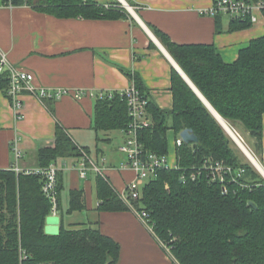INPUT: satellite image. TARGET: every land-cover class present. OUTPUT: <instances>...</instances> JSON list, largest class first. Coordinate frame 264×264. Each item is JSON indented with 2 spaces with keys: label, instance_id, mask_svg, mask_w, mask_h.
<instances>
[{
  "label": "trees",
  "instance_id": "16d2710c",
  "mask_svg": "<svg viewBox=\"0 0 264 264\" xmlns=\"http://www.w3.org/2000/svg\"><path fill=\"white\" fill-rule=\"evenodd\" d=\"M3 1L64 18L129 16L117 0L111 5L93 0ZM248 26V19L229 21L230 31ZM151 30L226 123L233 129L243 128L255 139L252 150L257 156L262 147L264 114V34L249 40L235 60L226 62L213 44L174 43L156 28ZM125 72L144 93L139 78ZM7 86V74L0 73V90L5 92ZM171 92V109L148 101L151 124L139 131V139L158 155L168 153L169 130L175 139L182 129L191 128L198 140L174 145L179 169H160L144 183L140 198L131 200L132 205L148 213L158 241L169 247L173 264H264V178L243 160L232 138L173 67ZM95 102L96 131L127 128V104L119 94L96 98ZM79 153L78 146L57 125L55 146L40 148L37 161L39 166H47L62 158H76ZM219 161L232 167V174H226L223 183L212 181L206 170L195 179L190 177L194 168ZM182 174L185 179H181ZM41 185L42 177L37 174L0 169V264H116L120 245L97 224L65 228L60 221L56 234L45 231L51 202ZM95 189L98 211L130 209L106 178L96 175ZM84 205L81 190L68 193V213ZM22 251L24 258H20Z\"/></svg>",
  "mask_w": 264,
  "mask_h": 264
},
{
  "label": "crops",
  "instance_id": "0c3cea01",
  "mask_svg": "<svg viewBox=\"0 0 264 264\" xmlns=\"http://www.w3.org/2000/svg\"><path fill=\"white\" fill-rule=\"evenodd\" d=\"M93 1L111 5L116 0ZM122 1L131 4L133 14L128 11L129 16L126 17L94 19L57 17L29 5L10 6L0 0V52H4L14 65L31 72L35 84L66 88L70 92L56 100L38 99L25 92L21 96L22 115L15 119L9 98L0 90V169H8L14 163L10 141L16 133L21 135L23 151L20 166H39L37 151L55 146L57 125L77 146L85 147L91 157L99 159L104 156L98 142L101 139L110 143L111 135L109 131L94 129L96 102L89 92L127 88L134 81L125 71L139 78L148 100L161 109H171V69L176 67L173 57L151 28H156L174 43L213 44L226 62L235 60L239 49L249 40L264 34L262 24L230 31V18L225 20V15H221L217 20L216 16L203 13L202 10L209 8L214 0ZM75 90H82L85 94L74 98L71 93ZM262 120V147L257 151V158L264 166V114ZM241 130L249 135L243 128ZM174 136L169 130L167 154L172 161L175 160ZM251 139L255 143V139ZM91 142L94 149L88 145ZM62 161L72 163L75 157L58 160ZM111 166L114 169L108 170L107 179L118 194L134 173L129 168ZM60 172L64 213L56 224L46 221L45 229L48 226L58 232L60 221L65 228L97 224L120 245L116 264H173L172 257L154 232L132 209H96L99 200L96 197L95 173L90 172L87 178H80L71 167ZM71 190L83 192L85 205L79 211L68 213V193ZM81 213L85 216L84 221L74 219ZM65 214L70 220L67 225Z\"/></svg>",
  "mask_w": 264,
  "mask_h": 264
},
{
  "label": "built area",
  "instance_id": "2783aa9c",
  "mask_svg": "<svg viewBox=\"0 0 264 264\" xmlns=\"http://www.w3.org/2000/svg\"><path fill=\"white\" fill-rule=\"evenodd\" d=\"M203 13L211 16L225 15L232 19H248L253 25L262 24L264 26V0H214L212 5L202 10ZM0 73H6L8 77V86L6 88V96L10 100L13 116L19 119L22 115V99L21 96L26 92L38 99H59L63 95L70 93L66 88H50L34 83L33 74L11 63L4 52H0ZM74 98H80L85 92L75 90L71 93ZM115 94H119L127 104L129 115V123L127 128L122 130L124 141L120 150L125 154L127 161L121 163L119 169L129 168L133 171L134 176L126 181L123 188L118 192V196L128 204L139 219L153 231L149 222L148 213L145 210H137L132 205L131 200L139 199L141 189L144 183L153 178L160 169H179L176 161L170 160L168 154L158 155L155 152L145 148L139 139V131L151 124V116L147 110L148 98L138 89L134 83L127 88L121 90H110L100 92H89L91 97L96 98H112ZM21 135L16 133L10 141L11 151L14 156V163L10 169L16 173L37 174L42 177L41 189L44 195L51 202V209L48 217H59L58 208V175L63 169H75L80 178H87L90 172L100 175L107 179L108 170L114 169L113 166L106 164V158L100 156L99 159L91 157L89 153L82 147L78 146L79 156L72 163L53 161L47 166H35L24 168L20 166L19 161L23 157V151L20 146ZM183 143L179 133L174 139V145L180 146ZM202 170L209 172L208 177L213 180L225 181L226 174H232V167L223 161L209 162L202 167H196L191 171L192 179L201 175ZM241 170L239 171V173ZM181 179H185L184 174ZM108 180V179H107ZM226 190L225 187L223 189ZM166 252L170 255L169 247L160 242ZM171 256V255H170ZM25 253L22 251L20 258H24Z\"/></svg>",
  "mask_w": 264,
  "mask_h": 264
},
{
  "label": "water",
  "instance_id": "95a60500",
  "mask_svg": "<svg viewBox=\"0 0 264 264\" xmlns=\"http://www.w3.org/2000/svg\"><path fill=\"white\" fill-rule=\"evenodd\" d=\"M120 3L129 11L131 14L134 13V10L132 6H130L127 2H123L122 0H119ZM159 42V41H158ZM160 44V43H158ZM161 46V45H160ZM161 48L167 52L162 46ZM169 55V54H168ZM174 66L176 67L177 71L181 74V76L187 81V83L191 86V88L195 91V93L201 98V100L205 103V105L208 107L209 111L212 112V114L215 116V118L218 120V122L221 124V126L224 128V130L228 133V135L232 138V140L235 142V144L239 147V149L246 155V157L249 159L251 164L255 167V169L261 174V176L264 178V173L256 166L257 162L260 164V162L254 157V154L251 153V151L246 147V145L243 143L242 138L238 133L231 128L229 125L225 124V120L218 114V112L211 106V104L207 101V99L202 95V93L198 90V88L193 84V82L188 78V76L184 73V71L181 69V67L172 59ZM180 137L185 143L189 142H197L198 138L196 134L193 132L191 128H184L179 132ZM262 166V165H260ZM264 169V166H262ZM48 224H56L58 223L59 219L58 217L52 216L47 218ZM46 232L53 233L54 228L52 227H46ZM55 233V232H54Z\"/></svg>",
  "mask_w": 264,
  "mask_h": 264
},
{
  "label": "rangeland",
  "instance_id": "374dc122",
  "mask_svg": "<svg viewBox=\"0 0 264 264\" xmlns=\"http://www.w3.org/2000/svg\"><path fill=\"white\" fill-rule=\"evenodd\" d=\"M228 18L229 17L225 16L224 19L227 20ZM251 25H253V24H251ZM234 130L240 135V137L242 138V141L246 145V147L251 151L252 154H254V152L252 150V149H254V141L251 139V136L246 134V133H244L241 130V128H239V126L237 127V129H234ZM109 132H110V135H111L110 143H106L105 141H101V139H100V141L98 142V145H99V148L102 149V151H103L102 154L104 155V158H106V164L110 165V163H111V165H114V166L117 167V166H120L121 162H126L127 161V158H126L125 154L119 149V146L123 144L124 135L119 130H114V131H109ZM88 145H90L91 149H94V146H95L94 143L91 142ZM241 153H242L243 160L245 162H248L250 165H252L251 162L249 161V159L246 157V155L242 151H241ZM254 157L258 160V158H257V156L255 154H254ZM60 216H59V218H60ZM63 216H64L65 224L67 225L70 220H69V218H68V216L66 214L63 215ZM84 218H85V216L81 213V214H78L77 216H75L74 219H78V220L84 221L83 220ZM56 233H51V234H56Z\"/></svg>",
  "mask_w": 264,
  "mask_h": 264
},
{
  "label": "bare ground",
  "instance_id": "6f19581e",
  "mask_svg": "<svg viewBox=\"0 0 264 264\" xmlns=\"http://www.w3.org/2000/svg\"><path fill=\"white\" fill-rule=\"evenodd\" d=\"M226 125H228L226 122H225ZM261 164H259L257 162L256 166H258V168L264 173V169L262 168V166H260ZM48 218V217H47Z\"/></svg>",
  "mask_w": 264,
  "mask_h": 264
}]
</instances>
